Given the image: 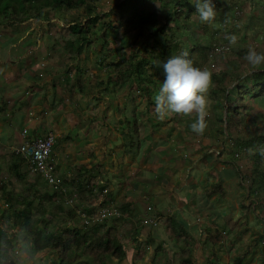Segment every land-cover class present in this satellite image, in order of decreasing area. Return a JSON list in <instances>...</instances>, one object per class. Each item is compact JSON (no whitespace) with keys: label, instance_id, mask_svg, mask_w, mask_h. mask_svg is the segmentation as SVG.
Instances as JSON below:
<instances>
[{"label":"rangeland","instance_id":"374dc122","mask_svg":"<svg viewBox=\"0 0 264 264\" xmlns=\"http://www.w3.org/2000/svg\"><path fill=\"white\" fill-rule=\"evenodd\" d=\"M136 1L92 0L87 5L95 7L94 14L103 15L97 24L98 30H100L105 23L108 24V21H112L113 25H117L122 15L124 18L129 17ZM213 2L217 8L215 21L211 24L202 23L198 14H194L191 17L190 27L188 28L189 33H179L178 35L185 46L198 42L210 48L217 45L225 46V51L212 56L203 68L214 72L215 75L223 69L230 68L233 71V76H229V80L226 82L228 89L235 90L237 89L236 86L241 88L235 102L232 101L231 103L225 100V96L220 97V100L224 101L226 106H230L231 109L235 108L237 113L235 115L236 113L231 112V115L226 118L227 122L222 126H218L215 123L219 113L222 112L223 106L214 107L212 97H208L210 95L209 93L207 94L210 115L207 118L208 127L203 135H197L191 130L190 125L195 119L194 116L185 117L174 114L163 121L158 119L155 113V103H150L141 94V90L135 84L130 83L132 79L127 73L122 74L123 76L118 73H112L110 75L112 82H108L109 69L106 64L116 60H128L131 58L132 52L137 49V58H133V61H136L139 59V54L141 55L144 51L145 48L142 44L144 35L137 33V27H121L118 33L111 30L108 45L104 46L103 40L98 39L92 46H84L78 57L72 58L65 49V36L69 33L68 24L71 19H86V15L90 12L87 5L79 7L73 13L68 12V10L64 12L53 10L45 14L46 16L41 14L40 17H32L24 22L16 23L20 25L18 27L21 31L20 36L25 35V33L27 35L30 27L34 30L38 40L37 48L35 49L37 55L35 56L41 61L39 65L37 64L40 69L30 73L31 76L29 78L25 79L22 76L26 70L19 71L20 76L27 80L26 82L25 80H20V86L17 88V91L22 93L26 90V95L20 100L22 102L21 107L26 110V106L32 104L29 96L32 97L33 94L34 97L37 96L38 103L40 101L44 103V107L42 106V112H33L28 108L27 117L25 114L26 118L23 119H14L11 116L10 118L16 125L15 130L17 128L22 130L26 124L29 125L30 121L31 124L40 126V133L42 134H38V136L46 135V132L52 131L57 138L54 156L58 160L57 164L59 163L58 167H56V174L60 180L58 184L51 185L40 174L31 170L25 161L21 172L26 175L22 180L23 182L19 181L11 174H8L5 167L9 154L15 152L18 145L13 149L10 148V150L4 149L0 152V186L2 179L9 176L11 181L8 184V190L14 193L13 202L15 205L23 204L18 194L27 189L24 183H35L34 188L41 196V199L47 193L63 192V188H66L62 212L56 210L54 207L56 201H54L44 208L41 207V211L36 213L52 219L53 228L81 225L84 220L82 213H80L83 212L81 211L83 208L81 204L85 205L87 200L80 203L79 197H75L73 203L67 202V197L72 196L73 192L78 195L80 189V187L76 186L75 180L70 179L71 173L72 176L82 173L83 166L86 168L92 165L101 166L103 169H101V172L103 171L111 182L109 185H105V190L98 188L92 196H88L90 198L88 201L94 202L96 205H93L97 210L104 207L120 208V203L113 204L111 201L115 198L113 196L122 191L121 188L124 185L129 186V184H126L130 180L128 172L125 175L127 180L123 179L121 181L123 170L128 169L130 164L139 167L143 156L152 157V160L156 161L159 159V153L162 152H165V157H170L169 160L171 161L180 160V163L185 162L189 165H192L193 161L201 163L202 169L197 168L196 170L202 173V177L200 179L197 178L198 182L202 181L201 184L207 181H216L218 179V167L222 168L220 171L226 173V176L230 175L229 173L233 170L232 163L224 160H235L242 170L243 176H246H244L242 186L238 182L236 184L232 183L226 202L236 203L244 198L245 203L253 201L256 208L258 207L257 204H259L258 199L264 203V182H260L256 187H253L252 192L245 198L246 190L252 186L254 180L253 154L264 150L263 141L254 143L255 137L262 134L261 128L249 122L246 119V115L260 120L258 123L264 127V121H262L263 123L261 122V120H264L262 115L264 112V100L260 102L256 100L255 94L243 90L242 84L240 85V82L235 79L237 76L241 77L245 72L244 76L249 71H252L251 66L244 60L249 48L264 51V0H213ZM174 3L175 0H143L140 8L147 14L158 13L162 22L167 11ZM1 18L3 17L0 16V28H4L6 19ZM44 29H48L49 33H44ZM57 33L62 34L61 38L56 39ZM229 35L238 37L235 45L229 43L226 38ZM25 39L28 41L29 38ZM31 51L32 48L29 49V52ZM238 54L242 56L241 62L236 61ZM13 55L20 62L21 58H24V55H15V51ZM25 61L28 60L25 59ZM234 63L236 64L235 66L233 65ZM5 77L7 79L14 78L12 74ZM127 77L130 78V81H127ZM99 80L106 82L104 87L108 88V94H105L104 87L99 88ZM248 81L250 83V80ZM43 90H48L46 101L43 99ZM230 94L232 93L229 92V96ZM1 96L8 104L10 95L1 94ZM1 103L2 99H0V107L2 106ZM15 104L16 102L13 105ZM135 109L136 112H134ZM38 113L41 120L37 116ZM136 113L139 134L134 131L135 119L133 116ZM127 120L131 122L129 126ZM71 128L72 130H70ZM27 130H31L30 127ZM65 131L67 133L70 132L72 135V142L67 139V135L61 136ZM14 141L16 140H12V145H14ZM132 141L135 144L133 146ZM138 143H140V147H137ZM248 144L251 147H246ZM138 152L140 155L136 156ZM209 154L215 156L214 160L210 161L207 159ZM212 156H209V158ZM135 157L138 159H134ZM55 158L54 163L56 165ZM120 166H122V172L119 171L121 169ZM225 167L229 169L224 170ZM262 170L264 171V164ZM114 176L118 178V183L119 181L122 182L118 188L114 187ZM82 177L90 178V183L97 184V178L94 179L83 175ZM240 187L242 188L241 193H239ZM1 193L2 190L0 189ZM97 196L105 202V206H102L101 201L96 198ZM39 200V197L35 198L34 208L39 206ZM1 203H3V200H1ZM93 205L91 208L95 210L96 208ZM246 212L251 213V222L254 224L252 228L254 233L250 236L253 237L254 234L256 236L260 233L262 227L260 215L256 214V210L252 209ZM130 219L129 216L125 215L124 217L109 218L106 222L108 221L109 226L114 224L115 221L121 223L120 225L118 224V234L124 235V232L129 233L133 228H130V222L132 221ZM147 225L158 226L160 223H148ZM16 230L20 232L19 237L24 243V233L20 231V228H16ZM156 234L159 237L163 235V232H160L159 228ZM260 234L263 235V233ZM263 241L264 239L260 240L259 243L264 250ZM123 242L133 252L137 248L141 254L139 258L143 260L144 257L143 261L135 258L137 264H158L165 258V254L162 255L159 252L157 253L158 256L150 257L149 254L152 250L154 252L155 248H151L152 246L148 248L144 240L131 242V240L126 241L123 239ZM160 243L161 241L156 245ZM20 245L18 242L15 244L16 248ZM38 254L39 260L36 264L58 263L57 255L53 253L44 251ZM260 256H251L249 264H260V262L264 264V255L262 254L261 258H259ZM178 257L179 255L176 252L171 256L173 264H181V260ZM116 263L115 260H111V264ZM121 264L129 263L124 261Z\"/></svg>","mask_w":264,"mask_h":264},{"label":"trees","instance_id":"16d2710c","mask_svg":"<svg viewBox=\"0 0 264 264\" xmlns=\"http://www.w3.org/2000/svg\"><path fill=\"white\" fill-rule=\"evenodd\" d=\"M92 0H0V16L8 18V22L12 23L24 22L31 17H40L41 14H48L50 11L56 10L73 13L79 7L87 5ZM255 1V0H251ZM143 0H137L133 5L132 12L129 17L124 18L122 15L119 24L113 25L112 21H108V24H104L103 28L98 30L97 24L103 15L94 14L95 7L88 6L90 11L86 15V19L78 20L71 19L68 24L69 33L65 36V49L67 54L72 57H78L84 46H92L98 41L103 40V45H108L109 36L111 30L118 33L121 27H137V33L144 35L142 44L144 45V51L139 54V59L133 61V58H137V49L132 52L128 60L125 61H113L106 64L108 66V82H112L110 75L112 73L127 75V81L131 84H135L138 89L141 90V94L145 96L148 101L155 103L153 97L158 93L160 85L164 78V72L161 65L162 62H166L173 55H180L187 53L188 58L192 59L194 64L198 67H202L211 59L212 48L204 46L201 42L193 43L190 46H185L179 37V33H189L191 17L196 13L195 5L191 0H175V3L167 11L164 21L161 22L159 14L153 12L147 14L140 8V4ZM46 16V15H45ZM62 34L57 33V38H61ZM123 60V59H122ZM237 62L242 61V56L237 55ZM236 65L235 63L233 64ZM252 69V68H251ZM210 71V70H209ZM211 72V71H210ZM212 73V85L209 90L208 97H212L214 107L218 105L223 106L222 112L219 113V117L216 121V125L222 126L227 120L226 118L231 115V112L236 113V109H231L230 106H226V103L220 100L221 96H225V100L232 103L235 102L236 97L239 95V86L237 89L230 90L227 86L229 76H233V71L230 68L221 70L217 75ZM246 73V72H245ZM244 73V74H245ZM235 77L237 81L242 84V89L250 91L255 94V99L259 102L264 100V68L261 70L249 71L246 76ZM250 80V83L249 81ZM106 85L103 80L98 81L99 88ZM105 88V94L109 93L108 88ZM229 92L232 93L229 96ZM257 94V95H256ZM136 112V109L135 111ZM237 115V113L235 114ZM264 116V112L262 114ZM135 119V133L139 134V128L137 124V113L134 114ZM246 119L253 125L261 128V135H258L254 139V143L264 142V127L261 126L260 120H257L253 116L246 115ZM264 120H261V122ZM256 122V123H255ZM263 123V122H262ZM127 124H131L130 120H127ZM57 143V142H56ZM132 146L134 142L132 141ZM139 147V146H138ZM242 147V146H241ZM246 147H251L248 144ZM54 153V152H53ZM254 161V180L252 186L246 190V196L252 192V188L256 187L258 183L264 182V171L262 166L264 164V150L253 154ZM232 163L233 171L238 177V181L242 186L244 175L242 170L237 165L235 160H230ZM25 160L15 152L9 154L8 162L5 167L8 174H11L19 181H22L26 174L21 172ZM56 169V168H55ZM82 178H74L76 186L79 189V202L88 199V196H92L95 189H105V184L84 183ZM11 179L9 176L2 179L0 189V264H19V250L22 248L30 250L32 253H53L57 255V264H111V260H115L116 264H121L127 261L129 264L133 263L131 255L119 240L118 226L121 223L117 221L114 224L108 225V221L97 223L94 225H75L66 227H52V219L46 218V216L38 215L41 211L40 208L48 206L49 203L56 201L54 207L57 211H63V204L65 201L64 192L55 191L53 193H47L44 196L38 194L34 188L35 183H24L27 189L24 192H19L18 197L23 201L22 205H15L14 193L8 190V184ZM23 182V181H22ZM109 184V183H108ZM106 184V185H108ZM219 191L220 196L223 197L222 181L212 184L207 189V195ZM39 197V206L34 208V200ZM3 200V203H1ZM259 202L260 199H258ZM244 198L241 200V204L244 206ZM105 206V202H102V206ZM130 203L126 202L120 206V210L124 213L130 209ZM255 206L251 201L249 204ZM89 212V211H88ZM119 224V225H118ZM16 228H20V231L24 233L22 243L19 237V231ZM167 229L169 230V237L176 240L181 239L182 234L186 233L185 228L181 225L178 218L175 215H171L167 218ZM218 231V230H217ZM221 233L218 231L217 237L209 232L208 241L217 243L219 240L218 235ZM263 238V236H261ZM21 244L16 248L15 244ZM191 247L187 250H182L184 260L181 264H193L190 257ZM247 257V253L240 254L234 259L233 264H243ZM133 261V262H131ZM159 264H173L169 259L160 262ZM206 264H220L212 261H208Z\"/></svg>","mask_w":264,"mask_h":264},{"label":"crops","instance_id":"0c3cea01","mask_svg":"<svg viewBox=\"0 0 264 264\" xmlns=\"http://www.w3.org/2000/svg\"><path fill=\"white\" fill-rule=\"evenodd\" d=\"M4 19H6V26L0 28V99H2V106L0 107V146H2L0 147V152L4 149H13L26 139L24 130L29 127L31 130L27 131L28 137L42 134L40 133V126L31 124L30 121L29 125L26 124L22 130L20 128L15 130L16 125L11 121L12 118H10V116L14 119H23L27 117L28 108L33 112H42V106L44 105V103H41L42 101H40L39 104L37 96L34 97L33 94L32 97L29 96L31 99L30 103L32 102V104L26 106V110L23 109L20 100L26 95V90L23 93L17 91V88L20 86V80L24 81L31 76L30 73H34L40 69L37 64L39 65L41 61L35 56L37 55L35 53L38 43L37 35H35L34 30L30 27L27 35L25 33V35L20 36L21 31L18 28L20 25L12 23V21L8 22V18ZM43 32L47 34L49 30L44 29ZM27 37L29 38L28 41L25 39ZM31 48L32 51L29 52ZM14 51L17 56L20 54L21 56L24 55V58H21V62L13 55ZM25 59L28 61H25ZM21 70H26L24 74H22L25 79L19 74ZM9 74H12L15 80L14 78L7 79L5 77ZM26 81L27 80H25V82ZM47 91L48 90H43V99L45 101ZM1 94L10 95L9 101L7 100L8 104L3 100ZM14 102H16L15 105H13ZM37 116L41 120L39 113ZM70 130H72V128ZM66 133L65 131L61 136L64 137V135H67V139L72 142V135L70 132ZM13 139L16 140L14 141V145H12ZM138 146L140 147V143H138ZM56 147L57 144L54 149L53 159L55 158ZM139 155L140 153L138 152L136 156ZM209 156L212 155L209 154ZM209 156L207 159L210 161L214 160L215 156L211 158H209ZM169 158L170 157L167 156L165 157V152H162L159 153V159L156 161H153L152 157L147 158V156H143L139 166L140 168L137 165L130 164L129 168L122 172V166H120L121 169L119 171L123 173L121 181H123V179L127 180L125 175L127 172L129 173L130 180L126 182L129 186L124 185L121 188L122 191L113 196L115 198H113L111 202L113 204L120 203V206L126 202L131 204L128 212L124 213L120 211L123 214L122 217L126 215L131 218L130 228L133 227L129 233L124 232V235L119 234L120 242L124 243L123 239L126 241L131 240V242L144 240L148 248H150V246H152L151 248H155L154 252L152 250L149 254L150 257L158 256V252L162 255L165 254V258L162 262L167 259L173 262L171 256L175 252L179 255L178 258L182 262L184 260L182 250H187L188 247L192 248L190 257L193 264H206L208 261L220 264H233L234 259L243 253H247V258L244 263L249 264L251 256L264 255V250L259 243L260 240L264 239V203L259 202L256 208V205L250 207V201L248 203H243L245 207L241 204V200L236 203H229V200V202H226L229 188L232 186V183H239L235 172L232 170L227 177L226 173L220 171L222 168L218 167V179L216 181L212 180L201 184L202 181L198 182L197 178L200 179L202 173L196 171L197 168L202 169L201 163L193 161L192 165H189L185 162L180 163V160L171 161ZM55 159L56 167H58V160L57 158ZM134 159L138 158L135 157ZM224 161L229 162L228 160ZM82 169L83 174L79 173L72 176L71 173L70 179L73 180L76 177H80L84 183H88V178L82 177L83 175L87 177L90 176L94 179L97 178V184L106 185L111 182L107 179L108 176L104 175L103 171L101 172V166L92 165L87 166V168L83 166ZM225 169L229 168L225 167L224 170ZM157 170L158 172H156ZM117 179L118 178L114 176V187L118 188V186H121L122 182L119 181L118 183ZM218 181H222L224 196L221 197L219 191L210 196L207 195V189H209L212 184L218 183ZM202 186L204 187L201 188ZM95 191H97V189H95ZM241 192L242 188L239 193ZM120 197H123V199ZM96 198L100 200L101 203L103 202L98 196ZM89 199L90 198H88L87 201L85 200L87 202L85 205L81 204L84 205V210L87 212L93 211L91 207L93 204L96 205L94 202L91 203L88 201ZM118 200H120V202H118ZM251 209L256 210V214L260 215L259 218L262 221L260 233H263V235L259 233V236H255V234L253 237L250 236L254 233L252 231L254 224L251 222V213L246 211H251ZM171 215H175L186 230V233L182 234L179 240L169 237L167 218ZM150 220H155V223L158 222L160 225H147L150 223ZM159 228L160 232H163V235L158 237L156 233ZM217 230L221 233L218 235L217 240L219 241L217 243H213L210 240L208 241L209 232H212V234L215 235L214 237H217ZM261 236H263V238ZM159 241H161V243L156 245ZM262 244H264V241ZM135 246L137 247V245ZM126 249L131 255V259L134 260V262H131L137 264L135 258L138 259L141 255L138 249L136 248L134 252L129 247H126ZM261 256L259 258H261ZM139 260L143 261L144 257L143 260L142 258H139ZM260 264H263V262H260Z\"/></svg>","mask_w":264,"mask_h":264},{"label":"clouds","instance_id":"9594fccd","mask_svg":"<svg viewBox=\"0 0 264 264\" xmlns=\"http://www.w3.org/2000/svg\"><path fill=\"white\" fill-rule=\"evenodd\" d=\"M191 2L195 5L200 22L211 24L215 21L217 8L213 0ZM226 38L231 45H235L238 40L236 35ZM244 60L252 70H261L264 68V51L249 48ZM158 66H162L164 78L158 93L153 97L157 118L163 121L174 114L194 116L191 130L197 135H203L208 127L207 118L210 115L207 94L212 85V73L207 68L196 66L187 53L173 55ZM19 253V264H36L39 260V254L28 249L21 247Z\"/></svg>","mask_w":264,"mask_h":264},{"label":"built area","instance_id":"2783aa9c","mask_svg":"<svg viewBox=\"0 0 264 264\" xmlns=\"http://www.w3.org/2000/svg\"><path fill=\"white\" fill-rule=\"evenodd\" d=\"M226 49L225 46L218 45L215 46L212 50V55L219 54L224 52ZM27 129L24 130L26 139H24L18 147L15 149V152L19 154L28 164L29 168L35 173L40 174L48 183L51 185L58 184L60 178L56 174V165L53 159V152L56 146L57 138L52 132H48L46 135H36L34 137H28ZM63 192H66V188H63ZM72 196L67 197V202L73 203L75 197H78L76 193H72ZM83 212L82 216L84 218L82 224L85 225H94L106 221L109 218L122 217V212L114 207H104L97 208L87 212L84 210V205H81ZM79 209V208H78ZM150 223H155V220H150Z\"/></svg>","mask_w":264,"mask_h":264}]
</instances>
